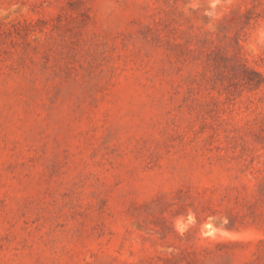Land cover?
Here are the masks:
<instances>
[{
	"label": "rangeland",
	"instance_id": "374dc122",
	"mask_svg": "<svg viewBox=\"0 0 264 264\" xmlns=\"http://www.w3.org/2000/svg\"><path fill=\"white\" fill-rule=\"evenodd\" d=\"M0 264H264V0H0Z\"/></svg>",
	"mask_w": 264,
	"mask_h": 264
}]
</instances>
